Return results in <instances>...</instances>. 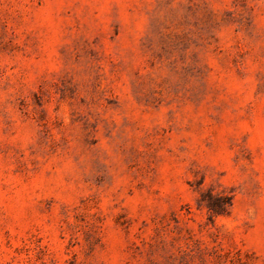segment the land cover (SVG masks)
<instances>
[{"label":"rangeland","instance_id":"obj_1","mask_svg":"<svg viewBox=\"0 0 264 264\" xmlns=\"http://www.w3.org/2000/svg\"><path fill=\"white\" fill-rule=\"evenodd\" d=\"M0 264H264V0H0Z\"/></svg>","mask_w":264,"mask_h":264}]
</instances>
